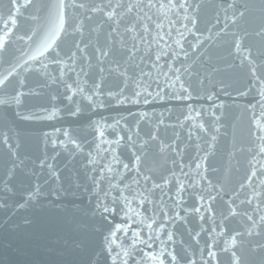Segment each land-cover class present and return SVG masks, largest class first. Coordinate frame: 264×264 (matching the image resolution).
Returning a JSON list of instances; mask_svg holds the SVG:
<instances>
[{"label":"water","instance_id":"95a60500","mask_svg":"<svg viewBox=\"0 0 264 264\" xmlns=\"http://www.w3.org/2000/svg\"><path fill=\"white\" fill-rule=\"evenodd\" d=\"M54 2L55 0H34L33 6L21 9L17 16V24L9 25L13 31L8 38L5 51L0 53V75H6L11 66L17 65V62L21 65L15 68L13 76L9 77L3 87H0V97H11L17 92L23 93L19 104L12 102L7 106L0 105V202L8 205L7 208L0 209V264H87L90 258L100 259L103 264L98 254L103 245V233L109 225L101 220L95 208V190L90 179L95 173L91 171L92 165L87 164V156L91 152L93 158L104 157L101 162L109 163L111 155L101 151L100 156H97L96 145L99 144L101 149L107 148L108 145L100 143V138L91 126V122L104 117L106 120L101 122L111 125L114 123L113 117L119 119L123 116L127 118V123L133 126L139 120V116H129L130 111L137 114L149 113L147 118L139 120V136H133L138 154L142 157L143 174L150 175L159 182L163 176L171 179L170 172L175 171L182 182L194 184V188H189L193 197L189 198L188 193L184 194L187 200L184 207L191 208L196 204L195 196L203 195L206 204L209 191L212 195L218 193V199L212 202L217 225L223 216L228 215L229 200L234 202L233 206L237 212V215L229 216L224 221L226 231L221 235H217L221 232L219 227L215 233L200 231L201 224L205 229L212 228L213 225L208 219L211 213L202 209V214L205 216L203 222L197 215L188 214L186 223L181 220L175 223V227L169 226L177 241L175 245H169V249L175 247L181 256L192 255L195 252L193 259L200 264L198 247L192 239L196 232H200L198 237L200 247L206 240L216 243L214 250L219 254V264H231L232 250H235L241 258V264H261L264 260V251L257 245L264 244V226L256 229L260 232L259 236L255 234L251 237L247 236L245 230L250 226V222L244 215V213L253 215L257 221L260 215H264V187L260 185V180L264 179V171H262L264 156L257 155L260 141L256 136L259 133L252 123L253 111L257 117L260 116L261 108L258 103L260 97L257 88L248 90L253 81L247 62L241 66L240 59L247 55L243 50L250 49L255 61L254 66L257 67L259 74L264 75V36L257 35L264 28V12L260 8L262 0H188L192 5H201L197 13L199 23L194 30L195 36L192 33H185L184 39L181 40L183 50L173 44L174 39H180L176 32H173L172 40L167 37L165 40L179 52L173 67L180 68L182 78L191 85L193 93L191 100L123 106H116L113 102L111 107L100 108L95 112L88 110L87 101L79 94L73 97V102L68 101L65 97L71 93L67 92L65 82L75 88L74 81H78L81 87L88 89L94 81H102L104 95L93 99L105 102L108 100L107 92L117 90L120 78L115 72L109 73L107 70L113 65L114 60H121L123 64L125 53L118 43L120 37H116L117 43L112 55L103 58L102 66L105 68L103 74L98 71L101 65L96 59L97 54L93 51V46H97V43L100 47L105 46V36L111 24L110 21H106L103 13L68 9L70 22L73 17L83 18L84 15L93 17L90 21L85 20L82 37L86 43L91 41L87 49V54L92 57L90 65L79 59L81 56L79 52L75 65L71 64L68 55L75 50L74 40H79L81 37L79 34L75 37L65 34L57 41L59 59L64 61L63 64L51 63L52 53H48L46 56L49 58L38 57V61L42 60L43 64L47 65L46 68L36 61H29L32 70L24 66V61L34 53L39 41L48 35L50 24L47 5ZM77 2H84L89 7L105 6V11H111V8L106 7L109 0H77ZM110 2L115 7L117 0ZM121 2L136 3L137 0H121ZM144 2L146 3V0ZM163 2L167 3V0ZM8 5L9 0H0V17H7ZM117 11L119 12L120 9ZM240 12L245 13L243 17L240 16ZM33 16L37 19H32ZM153 19H156V16ZM172 19L177 18L172 16ZM4 23L5 19H0V35L4 33ZM164 23V30L167 31V20ZM182 23L186 21L177 22L175 25L180 31H184ZM98 25L101 27L98 28ZM93 28H97V31L93 32ZM33 31L36 35L29 41L27 37L32 35ZM120 32L123 33V27L120 28ZM20 36H24L25 39H19ZM197 37L201 43H197ZM237 37L242 44L239 54L234 47ZM128 43L130 46V38ZM153 49L155 50V46ZM184 52H187V57ZM160 63L164 64V60ZM73 67L75 71L71 70ZM61 68L64 69L63 76L60 73ZM81 68L84 72H81ZM147 70L146 68L145 71ZM155 71L153 70V74ZM164 71H167V68ZM85 72L88 73L87 76L84 75ZM21 80L24 81L23 86L20 84ZM244 91L248 94L241 95L240 93ZM212 94H215L213 99H207ZM221 103L224 105L223 108L212 107L213 104ZM76 104H79L83 110L80 114L72 116L70 111L75 109ZM187 105H191L194 109L190 113L191 120L185 119L189 115ZM250 105H256L255 109ZM213 111L221 116L220 121H214L211 115ZM197 112H202V115L197 116ZM24 116L33 118L23 119ZM161 119L163 123H160ZM124 123L125 121L122 120L117 127H123ZM200 123H204L209 131H201L198 127ZM215 127H219L218 132L213 131ZM57 129L60 131L58 132ZM65 130L82 146V151L62 134ZM135 130L133 127V132ZM190 132L191 140L188 138ZM150 134H155L157 139L149 140ZM211 135L217 136L215 142L211 141ZM5 136L9 138L11 150L3 143ZM105 139H115L111 128H105ZM52 140L56 141L55 147L51 143ZM145 140H148L147 145L140 149L139 146ZM61 141L64 143L61 144ZM209 143H214V148L210 149ZM197 144L200 145L198 153ZM173 148L183 151L177 155V151H173ZM131 151L132 149L126 146L117 149V152L122 154L121 158L124 162H128ZM12 152L15 156L11 155ZM205 153L208 154L206 162L203 160ZM197 154L200 157V169L195 168ZM41 161L44 162L43 167ZM173 161H176V165ZM13 162L20 166L16 168L13 178L9 181L12 192H6L4 181ZM180 163L188 165L184 168V172L188 173L187 178L180 175L177 167ZM47 165H52V170L60 177L59 180L50 174L51 170ZM253 165L258 174L249 187L247 177ZM205 166L208 168L206 173L203 172ZM113 167L120 168V165L113 163ZM198 172L203 173L207 179H202ZM208 181L215 186L214 189L209 186ZM143 184L141 180V185ZM241 184H245L243 189L240 188ZM37 185L40 188L39 196L24 208H17V203H23L27 193ZM253 189L261 195L253 199L251 205L242 204V200L251 198ZM156 195H159L158 191ZM168 203L170 204L171 201ZM257 204L260 205L259 208L256 207ZM135 206L134 204L133 207ZM138 210L143 211V209ZM184 215L181 211V216ZM120 222L119 216L113 218V223ZM235 231L245 232V235L242 238L237 237L234 247L231 237ZM181 240L183 246L180 244ZM76 244L80 246L76 247ZM183 248H187L188 252L185 253ZM222 248H228L229 252L220 251ZM205 258L207 259V256ZM212 264L216 262L213 261Z\"/></svg>","mask_w":264,"mask_h":264},{"label":"snow or ice","instance_id":"6c2138e0","mask_svg":"<svg viewBox=\"0 0 264 264\" xmlns=\"http://www.w3.org/2000/svg\"><path fill=\"white\" fill-rule=\"evenodd\" d=\"M34 5V0H9L8 5V15L6 18L0 17V19H5L4 23V33L0 35V53L4 52L8 43V38L11 36L13 29L9 26H15L17 24V16L20 14L21 9H27ZM111 8V11H105V6L92 5L89 7L84 2H77V0H55L54 3L47 5L48 19L50 27L48 29V35L41 41H39L34 53L29 56V59L24 61V66H28V70H32L29 65V61L39 62L42 67L46 68L47 65L43 64L42 60L38 61V57L49 58L46 56L48 53H52L50 56V62L60 65L64 61L59 59L60 51L58 48L57 41L62 35H69L75 37L77 34L81 37L79 40H74L73 47L74 51H71L68 55V60L72 65H75L77 60V52L81 54L79 59L84 62H91V56L87 54V49L89 48L91 41L85 42L83 40L84 34V24L85 20H92L91 15H84L83 18L73 17V20L69 21L68 9L74 10H85L86 13H103L106 21H110L109 30L105 36V46L100 47L93 46V51L97 54L96 59L101 65L98 71L103 74L105 68L102 66L104 64L103 58H108L112 55V51L117 43L116 37L119 36L120 39L118 43L121 46V50L125 53L123 57V64L121 60H114L113 65L108 68V72H115L120 78V84L115 92L109 90L107 92L108 100H94L93 97H99L104 95L102 91L103 82L94 81L90 88L86 89L81 87L78 81H74L76 87L73 88L72 84L65 82V88L67 92L71 95H66V99L73 102V97L79 94L83 100L87 101V107L89 111L95 112L100 108L111 107L114 102L116 106L123 105H151L153 103L162 102L167 103L171 100L176 101H188L193 98L191 85L182 78L181 69L174 68L173 63L175 59L179 56V52L168 44L165 40L167 37L172 40L173 32H176L180 39H174L173 44L183 50V44L181 40L184 39L185 33H192L195 36L194 30L199 23V18L197 13L201 9L200 4L192 5L188 0H167L164 3L163 0H137L136 3H123L121 0H117L115 7L109 4L106 6ZM232 7V5H229ZM260 8L264 12V0H262ZM117 9H120L118 12ZM244 12H240V16H244ZM156 16V19L153 17ZM175 16L177 19H172ZM32 19H37L33 16ZM167 20L168 29L165 31V23ZM182 27L184 31H180L175 25L177 22H183ZM219 22V21H217ZM235 23V19H233ZM191 25V27H189ZM101 27L100 25L97 26ZM123 27V33L120 32V28ZM93 32L97 31V28L92 29ZM36 32L33 31L32 35L28 36L27 39L31 41ZM257 35L264 36V28ZM19 39H25L24 36L18 37ZM131 39V45L129 46L128 39ZM197 43H201L199 37H197ZM155 46V50L153 49ZM190 47L195 48L196 45H190ZM234 47L236 52L241 53L242 44L239 37L236 38ZM165 49H169L166 51ZM247 55L242 56L240 59V65L243 66L247 62L249 66V72L253 83L249 86V91L252 88H257L260 100L259 105L261 108L260 116L257 117L255 111L252 114V123L255 125L256 132L259 135L256 136L257 140L260 141L258 145L257 155L264 156V75L258 73V69L255 65V61L252 58V53L250 49H244ZM185 57H187V52H184ZM166 58V59H165ZM164 60V64L160 61ZM21 66L19 62L17 65L11 66V69L6 75H0V87H3L9 80V77L13 76L15 68ZM148 69L145 71V69ZM167 68V71L164 69ZM75 71L73 67L71 69ZM153 70L155 74H153ZM39 71V69H37ZM187 71V69H185ZM81 72L84 69L81 68ZM61 76H63L64 69L60 70ZM85 76L88 73H84ZM79 76V73H77ZM163 77V79H161ZM55 82V78H53ZM24 81L21 80L20 84L23 86ZM227 94V93H225ZM241 95H247V91L241 92ZM23 93L17 92L11 97H0V105H9L12 102L16 104L20 103V96ZM213 95H209L207 99L212 100ZM189 110V115L185 119L191 120L192 116L190 113L194 110L191 105H187ZM213 108H223V103L212 105ZM252 109H255L256 105H250ZM82 108L79 104H76L75 109L70 111V115L76 116L82 112ZM170 111V109H169ZM139 116V120H144L149 116L147 112L132 113L129 112V116L136 117ZM197 116H201L202 112H197ZM214 117V121L218 122L221 116L217 115L216 112L211 113ZM163 116V113H161ZM23 119H31L32 116H24ZM51 118V117H49ZM106 120V118L101 117V120L92 121L91 126H93L95 133L100 138V143L108 145L107 148L101 149L100 145L97 144V156H100V152H106L111 155V162L102 163L104 157L100 159L93 158L92 153L89 152L87 156V164L92 165L91 171L95 175L91 176L93 189L95 190L96 205L95 208L101 218L105 223L109 225V228L103 233V245L99 257L103 260V264H197V261L193 259L195 252L192 255L181 256L175 247L169 249V245H175L177 243L175 234L170 230L169 226L175 227L177 221H186V216L188 214H195L198 216L199 220L203 222L205 216L202 214V209L211 213L208 219L212 223V228L205 229L203 224H201V232L215 233L217 227L221 229L220 233L223 234L226 231L224 221L228 219L229 216L237 215L236 209L233 206L234 202L229 200L227 202L228 215L223 216L220 223L217 225L215 220V210L212 207V202L216 201L219 194L212 195L209 191L207 196V203L205 204V197L203 195L195 196L197 203L191 208L184 207L187 203L185 198V193H188L189 198L193 197V194L189 192V188H194L192 183H184L180 180V176L177 175L175 171H171V179L168 176H163L160 181L157 182L150 175H145L141 171V155L138 154V148L133 136H139V120L136 121L135 125L130 126L127 123V118L120 116L119 119L113 117L114 123L107 125L101 121ZM125 121L123 127L118 128L117 126L121 124V121ZM163 123V120H160ZM111 128L115 139L108 140L105 139V128ZM133 127H135V132H133ZM199 129L204 132H208L209 129L204 123L198 125ZM59 132L60 130L57 129ZM213 131L218 132L219 127L213 128ZM123 133V134H121ZM65 137L69 138V142L74 144L77 149L82 151V146L75 140L72 139L68 131H63L62 133ZM48 134H45L46 143ZM189 140L192 139V133H189ZM149 140H156L157 136L155 134H150ZM217 140L216 135H211V141L215 142ZM122 142H124L122 144ZM3 143L8 146L11 150L12 145L9 144V138L4 137ZM51 143L55 147L56 141L52 140ZM61 144L64 142L61 141ZM148 143V140L143 141L139 146L140 149L144 148ZM175 143V142H173ZM122 146L129 147L132 149L130 152V157L128 162H124L121 158L122 154L117 152ZM209 148H214V143H209ZM18 147V145H17ZM171 147V145H169ZM197 153L200 150V145H196ZM173 151L177 149L173 148ZM183 150L177 151V155H180ZM11 155L15 156L12 152ZM208 159V154L205 153L203 160L206 162ZM255 159V157H253ZM21 164L23 161L20 162ZM113 163L120 165V168L113 167ZM176 165V161H173ZM20 165L13 162L12 168L6 173V179L4 181V191L12 192L9 187V181L13 178L16 168ZM44 166V162L41 161V167ZM51 170L50 174L57 180L60 179L58 173L52 170V165H47ZM180 171V175L185 178L188 177V173L184 172V168L188 165L180 163L177 165ZM195 168H201L200 157L197 154ZM208 168L205 166L203 172L206 173ZM262 171H264V165H262ZM134 173V174H132ZM131 174V175H130ZM202 179H207L203 173H197ZM257 170L253 165L250 175L247 177L248 186H252V180L257 176ZM141 180L144 184L141 185ZM209 186L214 189L215 186L211 185V181H208ZM151 185L150 187L148 185ZM260 185L264 187V179L260 180ZM245 184H241L240 188L243 189ZM167 188V190H165ZM174 189V191H173ZM157 191L159 195H156ZM222 191V189H221ZM40 194V188L37 185L33 190L27 193V197L23 203H17V208H24L27 204H30L32 200L36 199ZM261 193L256 192L253 189L251 193V198H246L242 200L241 203L252 204L253 199H257ZM168 201H171L169 204ZM136 205L133 207V205ZM8 205L5 202H0V209L7 208ZM260 207L259 204L256 206ZM138 209H143L139 211ZM179 209V210H178ZM181 211L184 212V216H181ZM247 220L250 222V226L247 227L246 234L251 237L254 234L259 236L260 232L256 229L264 226V215L259 216V220L254 219L253 215L244 213ZM116 216L120 217V223H113V218ZM135 225V227L133 226ZM189 234L191 235V230L189 229ZM245 232L235 231L232 234L231 240L235 247L237 243V237H243ZM166 237L162 239L161 237ZM200 232H196L192 239L198 247L200 255V264H212L213 261L219 264V254L214 249L216 248L215 242L205 241V244L200 247V240L198 237ZM181 246H183V241H180ZM76 244V247H79ZM158 246V250H157ZM262 251H264V244L257 245ZM147 249V251H146ZM185 253L188 252L187 248H183ZM222 252H229L228 248L220 249ZM207 256V259L205 258ZM139 257V259H137ZM231 264H241V258L237 255L235 250L230 252ZM87 264H101L100 259L90 258ZM264 264V260L261 261Z\"/></svg>","mask_w":264,"mask_h":264}]
</instances>
